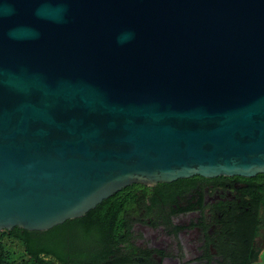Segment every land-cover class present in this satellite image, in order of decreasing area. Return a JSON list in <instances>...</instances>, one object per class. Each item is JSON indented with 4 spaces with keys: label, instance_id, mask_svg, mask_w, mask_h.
Masks as SVG:
<instances>
[{
    "label": "water",
    "instance_id": "obj_1",
    "mask_svg": "<svg viewBox=\"0 0 264 264\" xmlns=\"http://www.w3.org/2000/svg\"><path fill=\"white\" fill-rule=\"evenodd\" d=\"M258 174L264 0H0V231Z\"/></svg>",
    "mask_w": 264,
    "mask_h": 264
},
{
    "label": "trees",
    "instance_id": "obj_2",
    "mask_svg": "<svg viewBox=\"0 0 264 264\" xmlns=\"http://www.w3.org/2000/svg\"><path fill=\"white\" fill-rule=\"evenodd\" d=\"M234 178L242 182L247 201L242 211L226 217L231 221L227 225L228 237L237 242L240 252L230 264H256L262 252L257 240L264 231V174ZM185 181L155 187L130 186L84 217L46 231L18 227L0 231V264H156L152 252L133 241L132 217L141 212L144 218L156 222V209L160 205L156 189L165 195ZM164 203L170 205L168 200Z\"/></svg>",
    "mask_w": 264,
    "mask_h": 264
},
{
    "label": "flooded vegetation",
    "instance_id": "obj_3",
    "mask_svg": "<svg viewBox=\"0 0 264 264\" xmlns=\"http://www.w3.org/2000/svg\"><path fill=\"white\" fill-rule=\"evenodd\" d=\"M198 177L185 179L165 195L156 189V222L141 212L132 217L133 241L150 250L156 264H230L240 256L237 242L228 237L231 221L226 217L246 205L242 182L234 177Z\"/></svg>",
    "mask_w": 264,
    "mask_h": 264
},
{
    "label": "rangeland",
    "instance_id": "obj_4",
    "mask_svg": "<svg viewBox=\"0 0 264 264\" xmlns=\"http://www.w3.org/2000/svg\"><path fill=\"white\" fill-rule=\"evenodd\" d=\"M141 240H144L145 238L143 237L142 234L139 235ZM259 246L262 249L261 255H260V259L256 264H264V231H262L261 235L259 236L258 240H257Z\"/></svg>",
    "mask_w": 264,
    "mask_h": 264
}]
</instances>
